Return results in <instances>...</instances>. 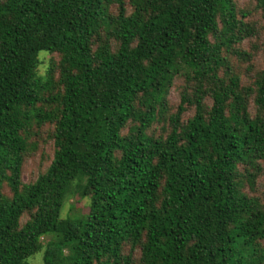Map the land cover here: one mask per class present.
<instances>
[{"label":"trees","instance_id":"1","mask_svg":"<svg viewBox=\"0 0 264 264\" xmlns=\"http://www.w3.org/2000/svg\"><path fill=\"white\" fill-rule=\"evenodd\" d=\"M130 5L0 0V264H264V200L244 192L264 162V71L242 86L224 57L255 27L234 0ZM42 53L60 57L45 74ZM46 124L53 162L25 184ZM68 194L89 212L62 218Z\"/></svg>","mask_w":264,"mask_h":264},{"label":"rangeland","instance_id":"2","mask_svg":"<svg viewBox=\"0 0 264 264\" xmlns=\"http://www.w3.org/2000/svg\"><path fill=\"white\" fill-rule=\"evenodd\" d=\"M236 8L239 12V18L243 22L253 25L255 31L258 33L253 37L245 38L241 43L235 44L233 52H224V57L228 60L232 66V70L241 76L242 86H250L254 83L257 71H264V18L263 11L257 5L256 0H234ZM128 13H132V7L130 0H126ZM116 12L117 8H113ZM242 52L241 56H238L235 52ZM248 54L251 55L249 59ZM42 64L39 67L40 73L45 74L49 69L52 61L54 66H57L60 57L58 55H51L42 53L40 56ZM58 76V74H57ZM185 85L184 77L178 76L175 79L173 87L169 94V115L175 114L178 110V106L181 103V94ZM255 96V95H254ZM209 104H211L209 102ZM250 111L253 116L257 112L255 104V97L250 99ZM195 114L194 108H189L182 116L183 121H187ZM167 127L164 123H155L150 129V132L155 131V134H167ZM53 127L50 124H46L42 127L32 138L29 143L32 147L29 149L28 154L25 156L24 165L22 168V181L25 184H32L37 181L39 176L45 173L53 162L55 153V144L53 138ZM129 132L127 127L123 134L126 135ZM261 171L259 172L256 181L251 187L250 183L246 184L244 192L251 197H257L264 200V162L260 163ZM244 168L241 167L240 171ZM4 193L8 196H12L10 187L5 185ZM90 200L89 198H82L80 195L68 194L63 203V209L61 211L62 218H81L83 215L89 212ZM28 216H24L22 223H26ZM50 238H47L49 240ZM137 256V253L135 254ZM29 264H43L42 254H36L31 258Z\"/></svg>","mask_w":264,"mask_h":264}]
</instances>
